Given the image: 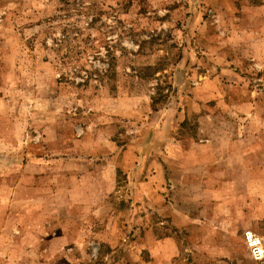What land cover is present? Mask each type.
<instances>
[{
	"label": "rangeland",
	"instance_id": "rangeland-1",
	"mask_svg": "<svg viewBox=\"0 0 264 264\" xmlns=\"http://www.w3.org/2000/svg\"><path fill=\"white\" fill-rule=\"evenodd\" d=\"M244 230L264 0H0V264H261Z\"/></svg>",
	"mask_w": 264,
	"mask_h": 264
},
{
	"label": "built area",
	"instance_id": "built-area-1",
	"mask_svg": "<svg viewBox=\"0 0 264 264\" xmlns=\"http://www.w3.org/2000/svg\"><path fill=\"white\" fill-rule=\"evenodd\" d=\"M243 240L251 258L264 264V240L251 230L243 231Z\"/></svg>",
	"mask_w": 264,
	"mask_h": 264
},
{
	"label": "crops",
	"instance_id": "crops-1",
	"mask_svg": "<svg viewBox=\"0 0 264 264\" xmlns=\"http://www.w3.org/2000/svg\"><path fill=\"white\" fill-rule=\"evenodd\" d=\"M158 172H156V174H157ZM35 188H37L38 189V184L36 185V186H34ZM71 205H73V204H71ZM195 223V222H194ZM220 229V228H219ZM228 230V228L226 229V231ZM228 232V231H227ZM218 233L219 234H221V230H218ZM221 236H222V234H221ZM221 236H219V237H221ZM261 238H262V240H264V237H262V236H260ZM155 241H156V245H155V247H153V248H150L151 249V251L152 252H155V253H160L161 251H162V253H164L165 255H167L169 252V250L170 249H172V245H171V243H173V241H172V237H165V238H157V239H155ZM164 246V247H163ZM160 247L162 248V250L160 249ZM164 251V252H163ZM249 253V252H248ZM250 255V254H249Z\"/></svg>",
	"mask_w": 264,
	"mask_h": 264
},
{
	"label": "trees",
	"instance_id": "trees-1",
	"mask_svg": "<svg viewBox=\"0 0 264 264\" xmlns=\"http://www.w3.org/2000/svg\"><path fill=\"white\" fill-rule=\"evenodd\" d=\"M111 59H114V57L112 56ZM113 63H114L113 61L109 63V67H110V68H113V66H114ZM112 65H113V66H112ZM108 69H109V68H108ZM110 70H111V69H110ZM90 77H91V74H88L87 77H86V79H88V78H90ZM156 89H158V91H159V90L161 91V90H162V87L159 86V85H157V86H156ZM158 93H159V92H158Z\"/></svg>",
	"mask_w": 264,
	"mask_h": 264
}]
</instances>
